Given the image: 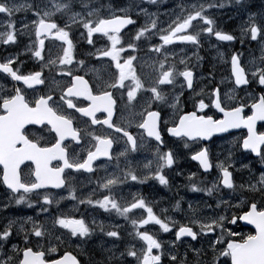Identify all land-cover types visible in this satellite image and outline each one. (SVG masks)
Wrapping results in <instances>:
<instances>
[{
	"label": "snow or ice",
	"instance_id": "1",
	"mask_svg": "<svg viewBox=\"0 0 264 264\" xmlns=\"http://www.w3.org/2000/svg\"><path fill=\"white\" fill-rule=\"evenodd\" d=\"M233 2L247 13V19L241 25V43L245 42L244 38L250 37L249 42L255 41L260 45L261 56L253 57L249 67H246L243 53H231V78L237 88L259 86L260 94L258 96L248 94L247 100L250 104L240 102L235 106H225L220 87L212 89L211 106L223 114L222 118L214 119L211 115L202 114L209 107L203 98V89L196 93L194 70L203 60L198 51L194 53L196 63L191 62V57L179 61L183 67L182 71L178 69L176 63L168 62L169 56L166 53L169 51L168 46H176L177 43L191 45L199 50L203 46L205 36L209 38L214 36L219 42H231L236 39L233 34L219 28L216 21L207 14V8L223 7V2L218 5L204 3L186 5L184 0H181V3L170 11L150 12L143 4L158 7L160 0L139 2L130 0L125 7L116 6L112 0H108L107 4L103 0H32L31 3L0 0V14L5 21L4 30L0 31V43L18 45L21 39L26 38L29 43L25 46V51L30 53V58L39 62L40 67L38 71L25 74L22 67H17L23 64L19 54L0 58V75L22 85L12 88L6 94H0V184L10 196L9 203L14 201L16 205L24 204L32 208L33 202L29 197V194H32L38 198L36 205L40 208V213L50 215V206L54 201L59 202L49 189L66 190L67 198L76 201L78 199L76 179L69 178L66 170L81 175L94 174V162L102 157L111 162L113 145L118 142L114 136L100 135L95 131H89L88 128L104 125L114 133L122 134L125 147L117 154V170L121 157L127 162L129 153H137L146 146L143 142L145 137L149 141L157 142L153 159L144 166L148 175L143 179L132 164L127 162V170L123 176L112 173L111 178L104 179L103 183L98 181L99 188L107 191L108 195H103L102 199H93V194H90L86 199H79V205H91L93 210L98 208L105 212L114 210L125 219L134 209H143L146 217L132 220L134 231L130 233L133 237L131 241L123 240L118 227L115 230H107L105 225L100 224L97 232L95 220L89 224L84 216L77 218L75 215L61 213L52 217L51 227L31 216L10 219L3 228H0V264H81L70 252H65L58 260L46 261L45 251L36 250L40 239L52 236L61 229L67 230L66 235L69 239L75 238L78 247L85 245L87 264H131L129 257L133 258L136 264H162L165 251L169 255V264H211V261L206 259V249L197 248L191 242L186 244L184 238L190 237L191 241H198L217 228L223 233L227 217L217 215V209L221 206L228 209L232 206L231 200L241 199L243 202L242 198L245 197H250L253 202L242 215H234L231 223L235 224L237 220L247 221L255 226V234L242 237L239 241L228 240L227 247L219 255L229 257L231 264H264V170L260 171L257 177L251 162H243L248 157L241 153L238 159L234 153L236 147L242 148L254 154L261 168H264V132H258L256 129L257 121H264V3L259 12H252L251 8L254 5L245 3V0H228V3ZM134 9L137 10L135 13ZM22 10L31 13L30 20L15 19V14ZM133 14L145 16L146 21L150 23L146 22L137 30L135 37L127 42V50L138 53V42H142L141 38L158 36L160 41L159 44L149 41L152 46L147 50L148 54L149 56L155 54L156 57L151 65L154 75L149 81H146L137 70L139 55L129 54L127 58L121 56L126 52L122 30L137 23L132 18ZM163 17L167 19H162ZM198 24L199 30H195ZM76 31L80 32L81 37H84L86 32L89 46L95 44L94 34L106 37L107 43L95 53L87 52L85 59L77 60L78 45L74 42ZM50 37L60 42V52L54 59L45 60V41ZM175 55L172 53L173 58ZM220 55L224 56L223 53ZM93 56L96 60L108 58L111 63L103 70L88 67ZM161 56L163 59H160ZM45 68L49 71L58 69L56 75L65 78L66 82L61 84L59 79L54 78L53 86L47 93L29 100L26 95L28 90L34 92L36 86L47 83ZM85 68L93 74L101 71L110 74L102 84L97 83L95 93L89 80L74 71V69L84 71ZM180 77L183 78L181 89L186 86L194 93L192 103L195 110L184 111L179 115L178 121H173L172 126H168V121L163 120L161 110L153 109L158 104H169L170 101L172 108H179L180 96H166L162 88L176 84ZM203 79L214 81L215 78L213 73L209 72ZM57 90L58 98L55 95ZM117 91L121 93L119 100L124 101V109L129 113L120 124H116L114 120L118 106V100L115 98ZM141 95L147 96L148 100L145 101L143 110L137 112L136 107ZM78 98H83L89 103L78 107L74 103V99ZM246 107L251 108V114L247 116L243 115ZM69 110H74L80 117L88 118L90 125L84 129L77 127V118ZM100 112L106 113L103 120L96 118ZM136 119L139 120L136 127L142 132L139 139L128 130ZM26 125L42 126L37 129L40 134L31 136L26 134ZM164 127H167V132L171 136L185 141V147H188L189 141H209L215 135L228 133L231 129H247V135L242 141L225 149L227 155L215 165L219 173L210 187H197L192 180L195 173L189 177L191 185L189 191L205 192L208 196L217 193V203L215 208L208 207L207 211L211 215H204L202 210L194 208L192 203H189L191 215L188 223L180 224L178 228H175L177 221L169 217L162 219L143 197L135 198V202L124 207L113 195L115 188L123 185L128 179L139 180L141 183L154 179L161 185L169 184L164 170L176 163L178 153L171 148L163 150L166 147L162 138ZM85 138H88L90 147L86 155L81 157L74 149L81 147L83 151ZM69 141L74 143L70 144ZM191 160L197 161L204 173H210L213 168L212 154L208 146L200 147L191 155ZM54 161L58 166L53 167ZM237 163L240 164L238 169L235 167ZM152 164H155L154 169L151 167ZM22 166L31 168L27 177L23 174ZM244 170L248 171V177L245 179L241 176L240 182L237 183L236 173ZM88 184H92L91 179L88 180ZM41 196L42 203L39 199ZM224 196H228L229 199H223ZM4 207H8V204ZM174 207L177 211H182L180 201H177ZM152 225H158L159 230L164 233H171L175 228L174 239L165 244L157 238L156 233L150 234L148 230H140ZM197 226L198 230H194ZM15 237H22L24 245L22 248L12 242ZM33 237L36 238V244L33 243ZM56 239L60 240L61 237ZM137 240L143 242L139 248L135 246ZM93 244L94 247H91ZM219 244V239L211 244L214 255ZM8 245L11 247L8 248ZM121 245H124L123 250ZM39 247L42 249L43 245ZM181 247H184L183 254L180 252ZM55 250L50 249L53 252Z\"/></svg>",
	"mask_w": 264,
	"mask_h": 264
},
{
	"label": "flooded vegetation",
	"instance_id": "2",
	"mask_svg": "<svg viewBox=\"0 0 264 264\" xmlns=\"http://www.w3.org/2000/svg\"><path fill=\"white\" fill-rule=\"evenodd\" d=\"M105 4L108 3V0H103ZM112 2L118 6V7H125L130 3V0H112ZM139 2V0H137ZM181 3V0H160V4L158 7L152 6L150 4H143V7L147 8L150 12H164V11H170L174 8V6L179 5ZM184 3L186 5H191L193 3L200 4L204 3L207 4H217V3H207V2H195L194 0H184ZM218 5V4H217ZM221 10L225 11L228 10V12H223V16H228L230 19L227 22H223L222 20L219 21L217 17H219L218 14H216L214 11ZM134 13L137 10H133ZM207 14L213 18L217 25L220 26L221 29L233 34L236 39H234L231 42H219L216 40L214 36L211 38L205 36L203 46L197 50L196 48H193L191 45H184L177 43L176 46H168L169 51L166 53V55L169 56V63H176L179 70H183V67L179 64V61L181 59H186L188 57L192 58V63H196L194 58V53H197L200 57L203 58V60L197 64L195 68L196 73V93H200L203 89V98L205 99V102L209 105L208 108L204 110L202 114L204 115H211L214 119H220L222 118L223 114L218 112L217 109L211 106V98L210 93L212 89H215L216 87H220L221 89V95L223 97V102L225 106H235L240 102L249 103L250 101L247 100L248 94H254L258 96L260 94V88L259 86H254L253 88H248L246 86H240L235 87L234 81L231 78V69H230V55L233 52H239L243 53V61L244 65L246 67H249V64L245 61L246 55L251 54L254 55L255 58H259L258 56V48L260 45L255 42H250L251 49L249 50H243L246 48L244 44L241 43V38L239 36L240 28H238V25H240L242 11L238 6H232L227 5V7H212L207 8ZM31 16V13H30ZM29 17V14H28ZM134 20L137 21V23L133 26H127L125 30H122V41L123 46L126 49V52L122 53L121 56L123 58H127V55H139L140 60L137 63V70L138 72L145 78L146 81H149L153 75L154 71L151 67L152 61L156 58L155 54L152 56H149L148 49L152 46L149 41H154L156 44H159L160 41L158 39V36L156 37H148L147 39L141 38L142 42H138L139 52L134 53L130 50H127V42L135 37V34L137 30L144 25L146 22L150 23V21H146V17L143 15H135L133 14L132 17ZM27 19V18H26ZM162 19H167V17H163ZM30 20V17H29ZM195 30H199V24L197 25ZM94 40L95 44L94 46H89L87 44L86 39V32L85 36L81 37L80 32L76 31L75 33V43L78 45V51L76 55V59H85V54L89 51L95 53L97 49L105 47L107 43V38L102 37L99 34H94ZM209 40L211 42H209ZM29 43V41L25 39H21L19 41L18 45H4L0 43V58L12 55L15 56L17 54L20 55L21 60L23 61L22 65H17V67H22L23 72L26 74L30 71H38L40 70L39 62L36 61L34 58H30V53H26L25 46ZM45 60L47 59H54L56 55L60 52V42L55 41L53 38H47L45 41ZM215 45V47L213 46ZM230 47V49H228ZM172 53H175V57L173 58ZM181 53H184L186 55H181ZM223 53L224 56L222 57L220 54ZM160 59H163V56L160 57ZM110 60L108 58H102L100 60H96L95 56L91 58V63H89L88 67H96L98 69H106L110 65ZM56 71H49L47 68L44 69V75L46 76L47 83L42 86H36V90L33 92L32 90H28L26 92V95L29 100H34L35 97L47 93L49 88L53 86V79H59L60 83L63 84L66 82L65 78H60L56 75ZM76 71V74L84 75L85 79L89 80L90 84L93 87L94 93L96 91V85L97 83H103L104 80H107L109 78V73L101 71L100 73H90L88 72V69L85 68L84 71H78L77 69H74ZM209 72H212L214 75V81H209L206 79H203V77L208 76ZM99 77V80H98ZM182 77L178 78V81L176 84L172 86H165L162 88L163 93L166 96L175 97L177 95L180 96V104L178 109H174L169 104H158L156 108L153 110H161L162 117L164 121H168V126H172L173 121H178L179 115L183 114L184 111H194V106L192 103V98L194 96V93L189 91L186 86L181 89V81ZM22 86L21 84H17L16 82L10 81V78L4 79L2 75H0V94H6L7 91L11 90L14 87ZM146 86H149L146 84ZM183 92V94H181ZM55 95L59 96V91L55 93ZM121 93L117 91L115 93V98L118 100V106L117 110L114 115V120L116 124H120L122 120L127 118L129 116V113L124 109V101L119 100ZM148 100L147 96L141 95L140 102L137 104L136 111L140 112L143 110V105L145 101ZM74 103L77 104L78 107L80 106H86L89 102L83 98L74 99ZM73 113V115L77 118L76 119V126L84 129L87 128L88 125H90V120L88 118L80 117L78 113H75L74 110H69ZM251 114V108L246 107L243 115L247 116ZM106 117V113H97L96 118L99 120H103ZM139 122L138 119L133 120L131 126L128 128V130L138 139L141 137L142 132L136 127V124ZM40 125H26L28 135H39L40 133L37 132V129L41 128ZM256 129L258 132H264V121H257ZM89 131H95L97 134L100 135H109L114 136L117 139V143L113 145V160L111 162H108L106 158H99L98 161L94 162V174L91 173H84L83 175L79 173H74L72 170H66V174L69 176V178L75 177L78 184L77 187V196H80V199H86L89 196L83 197L81 196V192H85L89 187L93 189V199H100L103 195H108L109 193L98 186L99 183H103L104 179L108 178L107 171L117 164L116 157L117 154L122 152L124 150L125 144H124V138H122V134H116L111 129H107L104 125H97L94 128H88ZM54 135V134H53ZM247 135V129L240 128V129H231L228 133H221L215 135L211 140L209 141H189L188 147H185V141L180 140L179 138L171 136L167 132V127H164L162 130V138L164 141V144L166 147L163 149L164 151H167L169 148L173 149L175 152L178 153V158L176 160V163L171 168H166L164 170V174L169 179L170 173L174 170L178 169H187L189 171L190 175L192 176L193 173H195V176L192 177L193 182L198 184V187H210L211 184L215 181L219 169L215 167V165L222 161L225 157V149L227 148V140L233 139V145L237 144V142L242 141L243 137ZM47 139L51 140V137H46ZM144 144L145 147H142L137 153H129L128 159H131V164L135 168L137 174L138 168H141L142 164H144L145 159L148 156H151L153 158V153L157 147V142L154 140L149 141L148 138H144ZM69 143H74L69 141ZM208 146L211 150L212 154V163L213 168L210 173H204L203 169L200 168L199 163L197 161L191 160V155L198 151L200 147ZM90 147L88 138H85L82 148L76 147L74 149L75 153H79L80 156H85L88 148ZM234 153L236 157L239 159L240 154L243 153L244 156H247L248 159L243 160L244 163L251 162L252 168L255 171L261 170V165L258 163V158L254 157V154H251L249 152H246L242 148L236 147L234 149ZM135 157H140L138 161H136ZM124 159L123 157L120 158L119 161V170L118 173L123 176L124 172L127 170L126 165L125 167H121V161ZM28 162H26L27 164ZM58 166L57 162H53V167ZM151 167L154 169L155 164H152ZM235 167L238 169L240 168V164L237 163ZM23 168V174L25 177H27L28 173L30 172L31 168L30 166ZM117 168V167H116ZM124 169V170H123ZM247 171V170H244ZM139 175V174H138ZM140 176V175H139ZM144 176H140L141 179H143ZM92 180V184H88V180ZM237 180V179H236ZM204 181L205 183L201 184L200 182ZM170 182V179H169ZM127 184V186L130 188V191L134 190L133 192H138V195L135 198L143 197L145 200H149L151 197L153 199L154 190L159 186L161 188V184H159L158 181L154 179H149L143 183L138 181H131L130 179L125 180L123 185ZM188 187L190 188L189 178L187 180ZM169 185V184H168ZM165 185V187L168 189L169 186ZM122 186V185H120ZM117 186V187H120ZM116 187V188H117ZM1 193L4 195V198L7 199L8 203V210H13L12 207H14V201L9 203L10 196L5 191V188L2 184H0ZM169 190V189H168ZM63 192H66L64 190ZM193 195L202 194L205 198L206 207L208 209L209 206L212 208L216 207L217 203V193H213L212 196H208L205 192H191ZM32 194H29V197ZM135 198L131 201H129L127 204L124 205V207H127L130 203L135 202ZM155 199V197H154ZM79 202V199H77ZM252 199L250 197H245L244 201L240 208H238L235 213L230 217L229 224L225 223V230L223 233H221L220 229L217 228L215 231L211 232L216 235L215 240L213 243L219 239L220 244L216 246V250L221 249L223 251L224 248L227 247V241L230 239H235L239 241L242 237H246L249 234H255V229L250 226H244L240 220H237L235 224L231 223V219L234 215H241L244 211L248 210V206L252 203ZM154 205V202H153ZM151 206V205H150ZM153 210L155 206H152ZM89 208H93L91 205H79L78 212L75 214L77 218L80 216L85 217V213ZM224 207L221 206L219 209H217V215H223L224 213ZM101 211V210H100ZM112 215H115V217H118V219H123L124 217L116 216V212L112 211ZM138 212L139 216L141 218L146 217V212L143 209H134L131 213ZM155 212V210H154ZM156 213V212H155ZM208 215H211V213L208 211ZM110 217L109 215H107ZM130 216V213H129ZM128 216V217H129ZM230 228L234 227L236 228V232H233ZM146 227V226H145ZM179 226H177L178 228ZM0 228H2V225L0 224ZM194 230H198V228H194ZM175 229L173 228L172 232L174 234ZM207 233V234H211ZM230 233H235V235H230ZM185 240H190L191 238H184ZM206 238L203 237L198 241H204ZM193 242V241H191ZM208 244V243H207ZM212 243L209 244V246ZM223 257V256H222ZM206 259L207 256H206ZM218 260H216L217 263ZM227 264L230 263L229 257H226ZM218 264V263H217Z\"/></svg>",
	"mask_w": 264,
	"mask_h": 264
},
{
	"label": "rangeland",
	"instance_id": "3",
	"mask_svg": "<svg viewBox=\"0 0 264 264\" xmlns=\"http://www.w3.org/2000/svg\"><path fill=\"white\" fill-rule=\"evenodd\" d=\"M195 2H207V3H216L213 0H194ZM21 3H31L32 0H20ZM221 2H219L218 4H220ZM254 6H256L257 4L253 3ZM223 7H227L224 3ZM261 10V5L254 8L253 10H251L252 12H259ZM216 14L219 15V17H217L219 19V21H223V22H227L230 18L228 16H223V12H228V10L225 11H221V10H217L214 11ZM31 19L30 16V12L26 13L25 11H20L18 13L15 14V19L17 21L20 20H24V19H28L29 17ZM247 19V13L244 12V14H242L241 16V21H240V25H238V28H240V33L239 36L241 37V25L244 24L245 20ZM4 20H3V16L2 14H0V31L4 30L3 28V24H4ZM17 27H19V24L17 25ZM220 28V26H219ZM245 42L243 43L244 46H246V48H244L243 50H249L251 49L250 47V37L248 38H244ZM228 49H230V47H228ZM258 56H261V52H260V47L258 48ZM254 55L251 54H247L245 61L249 64V62L253 59ZM229 146H233V139H229L227 140V147ZM226 152V151H225ZM225 155H227V153H225ZM136 161H138V159L140 157H135ZM153 158L151 156H148L145 161L144 164H142L141 168H138V174L140 176H145L148 175V171L147 169L144 167L146 164H148V162L150 160H152ZM131 159H128L127 162L131 163ZM124 159H122L121 161V167H125L126 163H127ZM124 170V169H123ZM264 170V168H262L261 170H259L258 172L255 171L257 177L259 176V172ZM181 173L180 175H177V173ZM112 173H116L117 175L122 176L121 174L118 173V170L115 166H112L108 171H107V176L108 178H111ZM171 175H169V190L165 187V185H162L161 188L158 186L155 190H154V194H153V199L152 197L149 200H146V202L151 205V206H155L154 210L156 212V214L158 216H160L162 219L165 217H169L175 221H177V224L175 225V228H177V226H180V224H186L188 223V219L191 215L189 209H188V205L189 203H192L194 208H198L200 210L203 211L204 215H208V211H207V207H206V202H205V198L202 194H197V195H193L192 193H190L189 191V187L187 184V180L189 178V171H187V169H178V170H174L170 173ZM249 173L248 171H243L241 173H236V179H237V183L240 182L241 180V176H243L245 179L248 177ZM78 184V182L76 181V185ZM199 185L197 184V187ZM134 190L130 191V188L127 186V184L122 185L120 187L115 188V191L113 193L114 197L117 199L118 203H120L122 206H124L125 204H127L129 201L133 200L137 195L138 192H133ZM226 191V190H225ZM53 195L56 196V201H58L59 203H56L55 201L52 204L53 209L50 211V215H45L43 213H40V208L36 205L32 208L27 207H22L21 205H17L16 210H8V207H4L5 204L7 203V199L4 198V195L1 193V189H0V224L1 222H3L2 228L3 226L7 223L8 220L10 219H19V218H24V217H28L31 216L34 219H38L40 222H46L49 227H51V219L52 217L59 215L61 213H65V214H69V215H75L76 212L78 211L79 208V202L78 200L76 201H72L70 199L67 198L68 194H66V192H51ZM90 194H93V189L92 188H88L85 192H81V196L86 197L89 196ZM61 197H64V199H61ZM155 197V199H154ZM39 198H42L39 197ZM103 196L100 198L102 199ZM78 199H80V196L78 195ZM223 199L228 200L229 197L228 196H224ZM242 200L244 201V198H242ZM177 201L181 202V209L182 211H177L175 209V204ZM154 202V205H153ZM242 201L241 199H236V200H231V207L228 209H224V213L223 215H225L227 217V224H229L230 221V217L235 213V211L241 207L242 205ZM55 206V207H54ZM101 210V211H100ZM114 211V210H113ZM38 213H40L38 215ZM112 211L111 212H105L103 209H98L96 208L95 210H93V208H89L86 213H85V218L87 220V222L89 224H92L93 220H95V223L97 225V228H99L98 226L100 224L105 225L107 230H115L116 227L119 228V230L121 231L123 240L125 242L131 241L133 239V237L130 235V233H132L134 231L133 227H132V220H139L141 219V217L139 216L138 212H134V213H130V216L127 219H120L118 220L115 215H112ZM107 215H109L110 217H108ZM118 214H116L117 216ZM76 216V215H75ZM119 216V215H118ZM229 227V225H227ZM174 228V229H175ZM194 228H198L194 227ZM229 229H231L233 232H236V228L232 227ZM140 230H148L151 233H156L157 234V238L160 239L162 242H164L165 244L169 243L171 240L174 239V234L173 232L171 233H164L161 230H159V226L158 225H152V226H146ZM66 231L67 230H59L57 232L54 233V235L52 236H46L45 238L40 239L39 241V245H43L42 249H45L48 253L49 256H55V255H60L64 250H70L71 252H73L76 256H78L80 259H82L84 261V264H87V260H88V255L84 252V247L85 245H80L79 247L77 246L78 242H75V238L69 239V237L66 235ZM56 237H61L60 240H57ZM205 240L204 241H187L185 240V243L187 244L188 242H191L192 244H194L197 248H201L203 247L204 249L207 250V260L211 261V264H227L226 262V257H222L219 255V253L221 252V249L216 250L215 255L212 252V248L211 245L209 246L210 243H213V241L216 238V235L213 233L211 234H207L205 236ZM33 239V243L36 244V238H32ZM13 243H17L19 244V246L22 248L23 245V240L22 237H15L12 241ZM141 241H135V246L137 248L142 246ZM208 243V244H207ZM39 245H36V249H41L39 247ZM11 245H8V248H10ZM91 247H94V244L91 245ZM121 250L124 249V245H121ZM51 248H55L56 250L50 251ZM154 254H155V250ZM180 252L181 254L184 253V247L180 248ZM129 261H131V264H136L135 260L133 258H128ZM216 260L217 263H216ZM162 264H169V255L167 253V251H165L164 256H162Z\"/></svg>",
	"mask_w": 264,
	"mask_h": 264
},
{
	"label": "trees",
	"instance_id": "4",
	"mask_svg": "<svg viewBox=\"0 0 264 264\" xmlns=\"http://www.w3.org/2000/svg\"><path fill=\"white\" fill-rule=\"evenodd\" d=\"M258 0H245V3L253 5V3H256ZM259 2L264 3V0H259Z\"/></svg>",
	"mask_w": 264,
	"mask_h": 264
},
{
	"label": "water",
	"instance_id": "5",
	"mask_svg": "<svg viewBox=\"0 0 264 264\" xmlns=\"http://www.w3.org/2000/svg\"><path fill=\"white\" fill-rule=\"evenodd\" d=\"M243 221V220H242ZM244 223H246V224H249L247 221H243ZM249 225H251V224H249ZM253 228H255V226L254 225H251ZM64 255V254H63ZM63 255L61 256V257H63ZM60 257V258H61ZM60 258H58V259H60ZM58 259H55V260H58Z\"/></svg>",
	"mask_w": 264,
	"mask_h": 264
},
{
	"label": "bare ground",
	"instance_id": "6",
	"mask_svg": "<svg viewBox=\"0 0 264 264\" xmlns=\"http://www.w3.org/2000/svg\"><path fill=\"white\" fill-rule=\"evenodd\" d=\"M255 4H257V3H255Z\"/></svg>",
	"mask_w": 264,
	"mask_h": 264
}]
</instances>
